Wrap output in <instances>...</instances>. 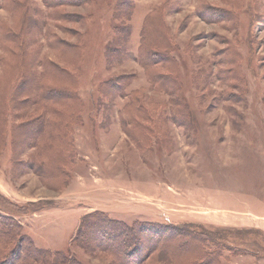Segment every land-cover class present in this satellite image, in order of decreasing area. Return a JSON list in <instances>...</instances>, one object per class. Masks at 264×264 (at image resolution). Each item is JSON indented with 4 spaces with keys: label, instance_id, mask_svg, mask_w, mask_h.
Segmentation results:
<instances>
[{
    "label": "rangeland",
    "instance_id": "obj_1",
    "mask_svg": "<svg viewBox=\"0 0 264 264\" xmlns=\"http://www.w3.org/2000/svg\"><path fill=\"white\" fill-rule=\"evenodd\" d=\"M116 1L60 8L57 0L58 13L49 19L43 0H0V97L13 83L10 63L17 60L4 37L21 28L27 61L32 54L37 59L36 74L41 59L70 74L79 67L73 75L82 103L73 131L76 157L64 180L19 170L15 153L28 163L44 155L31 146L15 152L10 135L2 137L0 215L10 214L38 245L80 264H112L107 254L74 241L82 217L98 210L129 224L189 223L226 244L216 264H264V0H132L128 44L107 61ZM162 7L154 16L172 35L182 83L172 97L183 99L185 123L170 118L172 97L151 85L137 56L140 40L159 33L141 31L144 18ZM201 8L219 16L206 20ZM40 12L48 18L45 33H37ZM65 13L72 21L61 20ZM55 40L83 46L71 60ZM122 75L131 81L123 93L103 94L105 81ZM44 83L61 85L57 78ZM138 106L145 114L135 111ZM20 112L6 109L8 128L23 121ZM147 264L159 262L151 257Z\"/></svg>",
    "mask_w": 264,
    "mask_h": 264
},
{
    "label": "trees",
    "instance_id": "obj_2",
    "mask_svg": "<svg viewBox=\"0 0 264 264\" xmlns=\"http://www.w3.org/2000/svg\"><path fill=\"white\" fill-rule=\"evenodd\" d=\"M13 1L26 3V0ZM43 1L47 10L45 15L49 19H55L59 3H56L57 0ZM85 1L88 0H62L60 8L69 4L78 6L85 4ZM19 5L23 9L26 7L25 4ZM163 10L164 7L160 10L153 9L150 11L152 16L148 14L149 18L148 16L144 18L141 31L149 28L155 33L158 30L159 33L156 34L157 39L140 40L137 56L151 85L172 97L180 94L182 83L178 76L179 61L173 55L172 35L169 34L168 26L160 23L155 17L160 16ZM133 11L132 0L116 1L113 8V19L118 23L114 25L115 38L105 47L107 61L111 56L115 57L117 53L125 50L131 33L130 19ZM217 13H214L211 8L198 10V14L206 20H214L219 16ZM24 14L27 16L26 12ZM39 17L38 20L41 22L37 23V33H45L44 26L47 25L48 18L44 19L42 12L39 13ZM61 20L72 21V17L65 13V17ZM32 37L34 36L26 38V42ZM4 38L9 42V49L17 60L10 63L13 68V83L0 97V140L10 135L15 152L21 153L31 146L36 149V152H40V155H44L42 159L34 157L28 163L19 159L18 154L15 153L17 157L15 163L19 170L28 167L43 180H55L54 182L64 180L74 165L76 157L73 131L80 121L82 103L78 100L77 79L73 72H77L79 67L70 74L68 69L59 64L41 59L39 63L42 70L36 74L37 71L31 70V67L37 59L33 57L35 54H32L33 56L27 61L25 55L27 53L24 52L25 39L21 35V28L15 32L8 30ZM52 43L57 47L62 45L66 48L71 60L78 56L72 51L75 52L79 46H83V44L69 42L63 44L60 40ZM120 60L119 58L118 61ZM25 63L27 64L24 65ZM46 78L54 80L57 78L61 85L50 86L44 83ZM106 81L101 91L109 97L112 95V89L123 88V93L131 82L126 75ZM12 108L18 113L21 111L17 116L23 121L8 128L4 113L6 109L11 112ZM31 109L34 112L33 116H27L28 114L24 111L31 112ZM135 111L145 114L140 106L136 107ZM169 114L174 122L183 119L184 123L188 122V118L185 120L187 113L182 98H171ZM74 241L91 252L100 251L107 254L112 264H147L151 257L159 264L162 262L166 264H216L215 254L217 253L219 258L222 249L226 248L225 243L214 242L207 231H200L189 223L156 224L135 220L129 224L111 218L99 210L82 217L77 226ZM6 248L7 251L4 253L3 250ZM0 260L1 264H80L64 251L38 245L27 233L23 232L22 225L11 218L10 214L0 215Z\"/></svg>",
    "mask_w": 264,
    "mask_h": 264
}]
</instances>
